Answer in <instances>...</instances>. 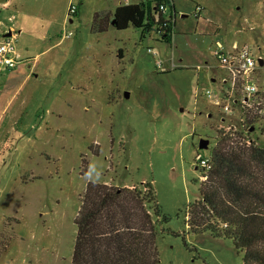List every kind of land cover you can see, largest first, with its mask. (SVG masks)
<instances>
[{
	"label": "rangeland",
	"instance_id": "1",
	"mask_svg": "<svg viewBox=\"0 0 264 264\" xmlns=\"http://www.w3.org/2000/svg\"><path fill=\"white\" fill-rule=\"evenodd\" d=\"M22 1L17 21L29 23L15 44L31 76L20 97L4 89L11 72L0 74V264H72L90 182H153L170 217L157 237L161 264H244L233 241L192 234L185 212L201 197L197 155L211 156L221 135L244 143L240 120L223 122L216 106L224 70L214 53L220 43L264 55V0H173L172 43L157 27L92 32L96 13L142 0H72L74 19L68 0ZM146 1L154 10L158 0ZM209 89L213 100L201 94Z\"/></svg>",
	"mask_w": 264,
	"mask_h": 264
},
{
	"label": "trees",
	"instance_id": "2",
	"mask_svg": "<svg viewBox=\"0 0 264 264\" xmlns=\"http://www.w3.org/2000/svg\"><path fill=\"white\" fill-rule=\"evenodd\" d=\"M166 2L175 9L173 0H158L154 10L142 0L96 13L92 32H108L113 21L119 31L149 32L157 27L167 32L175 24L173 16L168 20L159 9ZM212 159L213 169L201 184L200 199L186 210L185 223L194 235L210 233L233 241L244 264H264V148L221 135ZM169 222L153 182L142 183L141 188L90 182L75 220L72 264H161L157 237ZM184 244L195 250L185 238Z\"/></svg>",
	"mask_w": 264,
	"mask_h": 264
},
{
	"label": "built area",
	"instance_id": "3",
	"mask_svg": "<svg viewBox=\"0 0 264 264\" xmlns=\"http://www.w3.org/2000/svg\"><path fill=\"white\" fill-rule=\"evenodd\" d=\"M169 3H162L160 11L165 15L169 9ZM203 8L196 7L195 15H201ZM79 13V6L71 3L69 17L75 18ZM170 19V18H169ZM168 19V20H169ZM12 21V20H11ZM0 74L11 71L24 63L16 49L18 34L14 26H4L0 23ZM162 34L163 31H158ZM11 36H8V35ZM159 34V35H160ZM73 33H66L65 38ZM214 58L219 67L224 70V76L213 81L219 84L216 106L223 114L222 121L230 120L234 126L235 119L240 120V131L243 135V145L248 147L264 148V55H258L249 46H234L226 51L218 43ZM262 62V63H260ZM208 99L213 100V91H201ZM225 118V119H224ZM230 126V127H231ZM239 130L232 127L229 130ZM257 133L258 138L252 137ZM262 136V138H261ZM213 154V153H212ZM211 156L197 155L195 164L202 173V181H206L213 169L214 163Z\"/></svg>",
	"mask_w": 264,
	"mask_h": 264
},
{
	"label": "crops",
	"instance_id": "4",
	"mask_svg": "<svg viewBox=\"0 0 264 264\" xmlns=\"http://www.w3.org/2000/svg\"><path fill=\"white\" fill-rule=\"evenodd\" d=\"M72 0H68L67 3V11L69 14V7H70V2ZM139 3V2H138ZM121 5H127V4H121ZM119 5V6H121ZM1 9H3L2 13H6V15H9L8 18V22L10 21L12 24V26H14V30L15 32L18 34V37L24 32L25 30V26L28 25L29 22L26 23H22L21 21H17V19L19 18V15H21V8L23 7V1L22 0H9V1H5L3 3L0 4ZM65 6V4H64ZM117 6V8L119 7ZM115 8V10L117 9ZM203 8V7H202ZM204 9V8H203ZM80 8H79V15H80ZM172 16L170 15V18ZM12 20V21H11ZM65 22L67 23V18H64ZM4 23V21L0 20V23ZM33 22V21H32ZM70 23H73V20L70 21ZM19 28V31L17 30ZM115 28V27H114ZM60 43V42H59ZM58 43V44H59ZM19 53V52H18ZM19 55L22 57V59H24V63L20 64L17 68H15L14 70H11V74L8 75V77L6 78L5 82L3 83L4 85V89H12V95L13 97L11 98V100H13L15 97H20L21 96V89H23L25 82H27V80L30 78L31 74L28 72V68L27 67H22L21 65L25 64L28 62V58H24L23 54H21V52L19 53ZM33 67L32 65H29V68ZM32 69V68H31ZM16 72V73H15Z\"/></svg>",
	"mask_w": 264,
	"mask_h": 264
},
{
	"label": "flooded vegetation",
	"instance_id": "5",
	"mask_svg": "<svg viewBox=\"0 0 264 264\" xmlns=\"http://www.w3.org/2000/svg\"><path fill=\"white\" fill-rule=\"evenodd\" d=\"M160 34V33H159ZM175 31L174 28L168 30L167 32H163L162 34H160V36H162L165 40H169L170 43H172L174 37L177 35H175Z\"/></svg>",
	"mask_w": 264,
	"mask_h": 264
},
{
	"label": "water",
	"instance_id": "6",
	"mask_svg": "<svg viewBox=\"0 0 264 264\" xmlns=\"http://www.w3.org/2000/svg\"><path fill=\"white\" fill-rule=\"evenodd\" d=\"M182 17L185 18V17H188V16L187 15H182ZM115 24H116V21H113L112 22V26H115ZM8 36H11V35L9 34ZM260 63H262V62H260ZM129 96L130 95L127 93L126 97H129ZM208 145H209V141L207 139H202L200 141L199 148L200 149H206L208 147Z\"/></svg>",
	"mask_w": 264,
	"mask_h": 264
},
{
	"label": "clouds",
	"instance_id": "7",
	"mask_svg": "<svg viewBox=\"0 0 264 264\" xmlns=\"http://www.w3.org/2000/svg\"><path fill=\"white\" fill-rule=\"evenodd\" d=\"M93 173H95V175H96L97 177L99 176V172H97L95 168H92V169L90 170V172L88 173L89 177H91Z\"/></svg>",
	"mask_w": 264,
	"mask_h": 264
}]
</instances>
